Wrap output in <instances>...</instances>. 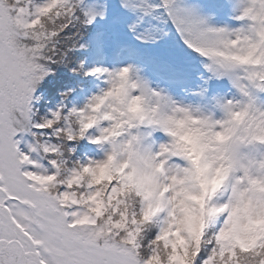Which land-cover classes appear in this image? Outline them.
Here are the masks:
<instances>
[{
	"label": "snow or ice",
	"instance_id": "obj_1",
	"mask_svg": "<svg viewBox=\"0 0 264 264\" xmlns=\"http://www.w3.org/2000/svg\"><path fill=\"white\" fill-rule=\"evenodd\" d=\"M232 11L213 26L181 0H0V264H264V0ZM168 26L201 58L207 110L144 65H86ZM54 66L103 87L79 107L59 90L40 115ZM81 140L100 155L77 157Z\"/></svg>",
	"mask_w": 264,
	"mask_h": 264
},
{
	"label": "rangeland",
	"instance_id": "obj_2",
	"mask_svg": "<svg viewBox=\"0 0 264 264\" xmlns=\"http://www.w3.org/2000/svg\"><path fill=\"white\" fill-rule=\"evenodd\" d=\"M181 2L186 5L196 6L198 12L203 16H207L208 23L213 26H233L236 23V21L232 18L234 16V12L232 11L233 1H232V4L224 12H216L214 9V4L218 3L219 0H181ZM122 39L124 40L125 43L128 44L129 49H132V48L136 49L135 46L139 45L136 42H127L126 37H122ZM161 41L164 44H165V41H167V44H168L166 45V48L161 50V53H165L167 51L175 53L179 51L178 49L180 48L183 51H189V49H187L182 44L177 33L170 32L167 35V37H165ZM159 42H157L155 45H149L147 47L150 50H152L153 48H157L159 46ZM168 48H171V49H168ZM129 49H125L121 51L119 55H116L113 52L109 51L107 55L104 54L100 58L97 57L98 59L94 62V64L114 67V66H119L120 64L131 62L136 65H144L146 69V75L150 78L152 85L154 87L166 89L174 96V98L178 100H182L185 103H200L201 105L206 107V110L212 107L211 103L207 99L197 98L192 94L193 90L197 88L200 81L198 78L196 81H191L192 76L190 75L189 71H185L182 76H176L177 71L175 70H173V72L166 73V72L161 71V69L159 68H153V67L151 68L148 65V63H146L143 56L139 55V54L144 55V53L147 54L151 52L150 50H146V48H144L142 51H138L139 54H137V50L135 52H130ZM94 50H96V48H94ZM94 52L96 55H98L99 51H94ZM190 54H195V53L190 52ZM199 64H201V61L198 62V68H197L198 77L201 74H203L204 76H207V73L205 72L203 67H199ZM162 65H166V64H164L163 62L153 64V66H157V67H160ZM60 67L61 66L55 67V70H59ZM52 75L56 76L54 75V73H52ZM165 75H171V76H165ZM94 79L95 81L93 82L91 86V82ZM49 80L50 78L48 75L47 77L44 78V80L40 83V85L36 89V95L40 96V100H41V92H40L41 89L40 88L43 85L45 88H47L48 84L46 83ZM89 82H90L89 85L91 86V88L81 92L80 97L79 95L75 96V99L72 100L71 103L70 101H67L69 106H71L72 104H75L77 107L82 106L84 103H86L87 98L91 94L97 92L100 87H103L102 82L94 77H90ZM218 84H219V91H218L219 93L224 94V95L233 94L226 81H218ZM49 86H51V84H49ZM211 92H212V88H211ZM40 100L36 101V106L40 105V102H41ZM58 101L59 100H56L54 103L48 100L46 104H43L44 111L42 110V115L47 111V109L55 107ZM158 136H161L162 138V134L161 135L158 134ZM77 145L79 146L77 147ZM77 145H76V152H75V155L77 157H83L85 155H89V156L100 155L98 147L89 144L87 140H81Z\"/></svg>",
	"mask_w": 264,
	"mask_h": 264
},
{
	"label": "trees",
	"instance_id": "obj_3",
	"mask_svg": "<svg viewBox=\"0 0 264 264\" xmlns=\"http://www.w3.org/2000/svg\"><path fill=\"white\" fill-rule=\"evenodd\" d=\"M173 33L174 29H171V26H168L166 28V30ZM128 39L131 42H135L133 40H131V38L128 37ZM167 40V39H166ZM172 42V41H171ZM167 41H165V44L161 41L159 42V46L157 48H153L152 50H150L147 46L144 45H138L139 48L141 49V51L146 48V50H150L151 52L147 53L146 55L154 60H161V59H166L167 62L173 63V61H175L177 59L178 54L182 53L181 52V48L178 49L179 51L172 53L170 51H167L165 53H161V50L166 48ZM95 45H93L92 50L90 51L89 55H88V59L86 61V65H92L93 61H94V56H96L94 51ZM176 48V47H174ZM171 49V48H168ZM168 65V64H167ZM54 75L52 74L49 75L50 80L46 83L48 84V87L45 88L44 85L40 88V92H41V102L40 105L37 106V108L39 109V114L42 115V110L43 109V104H46L48 100H50L51 102H54L56 100H60V96H59V90H62L66 87H71L73 89V91L69 94L68 99L65 101L67 103V101H70V103L72 102V100L75 99V96L80 95V93L84 90H87L90 88V82L89 79L90 77L88 76H81V75H75L71 72L68 71L67 68L61 66L59 70H54ZM49 84H51V86H49ZM53 103V104H54ZM71 105V104H70ZM79 145H77L78 147Z\"/></svg>",
	"mask_w": 264,
	"mask_h": 264
},
{
	"label": "clouds",
	"instance_id": "obj_4",
	"mask_svg": "<svg viewBox=\"0 0 264 264\" xmlns=\"http://www.w3.org/2000/svg\"><path fill=\"white\" fill-rule=\"evenodd\" d=\"M139 104H140L139 99L133 100V102H132L133 110L139 111L140 110L139 109ZM180 130L184 133V138L186 140H189V141H194L195 140V134L194 133H190L186 129H183V128H181ZM220 178H221V173L220 172H216V173H213V174H208L205 177H203L205 183L208 184L209 186L211 185L213 180H219Z\"/></svg>",
	"mask_w": 264,
	"mask_h": 264
}]
</instances>
